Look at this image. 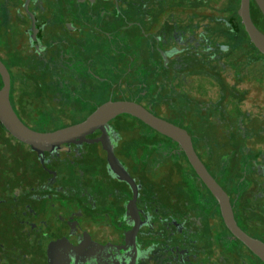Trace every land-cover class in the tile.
Returning <instances> with one entry per match:
<instances>
[{
  "label": "flooded vegetation",
  "instance_id": "obj_1",
  "mask_svg": "<svg viewBox=\"0 0 264 264\" xmlns=\"http://www.w3.org/2000/svg\"><path fill=\"white\" fill-rule=\"evenodd\" d=\"M230 6L0 0L13 108L54 133L138 105L187 133L239 228L264 243V54ZM223 211L183 144L132 112L42 154L0 122V264H264Z\"/></svg>",
  "mask_w": 264,
  "mask_h": 264
},
{
  "label": "water",
  "instance_id": "obj_2",
  "mask_svg": "<svg viewBox=\"0 0 264 264\" xmlns=\"http://www.w3.org/2000/svg\"><path fill=\"white\" fill-rule=\"evenodd\" d=\"M255 2L264 15V0H255ZM238 15L242 20L244 28L249 35L251 42L261 53L264 54V32L261 31L252 20L251 0H240ZM0 75L3 80V86L0 88V122L14 137L26 144H29L32 149L38 151L40 154L44 153V151L46 150L50 151L55 144L67 140L71 136L72 132L89 127L94 122H96L101 115L109 113L114 114L115 112L120 110L134 113L135 115L141 117L147 123L151 124L157 130L181 142L194 168L197 170L199 175L208 183L212 191L221 201L222 207L224 209L223 212L225 219L228 225L231 227L234 235L239 237L264 260V243L250 237L239 228L234 218L229 197L210 176L205 166L196 155L192 147L191 139L186 132L169 124L164 120L155 117L153 114L145 111L138 105L113 104L103 107L91 120L80 126L60 130L54 133H40L26 126L14 110L10 99V73L1 61Z\"/></svg>",
  "mask_w": 264,
  "mask_h": 264
},
{
  "label": "trees",
  "instance_id": "obj_3",
  "mask_svg": "<svg viewBox=\"0 0 264 264\" xmlns=\"http://www.w3.org/2000/svg\"><path fill=\"white\" fill-rule=\"evenodd\" d=\"M239 5H240V0H231L230 9L232 11V16H234L235 18L238 19V21L236 22V25L240 26V29L245 32L244 25H243L242 20L239 17L238 12H237ZM251 16H252V20L254 21L255 25L261 31L264 32V15L262 14V12H261L260 8L258 7L257 3L255 2V0H251ZM248 39H249V36H248ZM249 41H250V43H252L250 39H249ZM25 158L27 159L26 156H25Z\"/></svg>",
  "mask_w": 264,
  "mask_h": 264
},
{
  "label": "rangeland",
  "instance_id": "obj_4",
  "mask_svg": "<svg viewBox=\"0 0 264 264\" xmlns=\"http://www.w3.org/2000/svg\"><path fill=\"white\" fill-rule=\"evenodd\" d=\"M225 0H218V6L221 7L224 4ZM263 96H264V91H263ZM255 124H253L254 126Z\"/></svg>",
  "mask_w": 264,
  "mask_h": 264
}]
</instances>
